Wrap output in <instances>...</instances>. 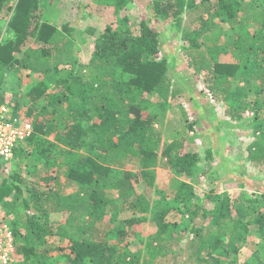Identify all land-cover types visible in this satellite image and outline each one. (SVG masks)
<instances>
[{
    "label": "trees",
    "instance_id": "1",
    "mask_svg": "<svg viewBox=\"0 0 264 264\" xmlns=\"http://www.w3.org/2000/svg\"><path fill=\"white\" fill-rule=\"evenodd\" d=\"M136 1H93L113 9L116 24H108L96 38L85 62L77 52L74 27L65 23L60 29L39 19L40 0H0V16L5 9L10 14L0 18V105L7 103L6 83L19 73L43 76L10 105L14 114L26 109L34 126L33 135L14 150L17 170L8 173L6 162H0V208L10 214L16 243L12 264H119L117 247L106 238L110 231L102 236L96 224L115 221L111 232L124 239L129 227L148 214L157 226L151 257L170 260L164 264H264V192L238 198L210 187L202 199L198 194L199 151L187 150L184 141L195 140L201 120L188 124L192 135H177L160 148L162 119L183 89L171 74L174 56L163 54L161 29L146 19L135 26L126 13ZM151 3L160 20L181 25L188 14L198 22L183 38L188 65L195 74L205 73L203 92L226 105L231 121L249 116L255 138L247 159L264 169V0ZM235 29L233 37L220 41ZM62 66L69 67L67 75ZM32 156L47 169L39 182L23 175L35 162ZM132 161L139 171L126 169ZM157 166L188 179L180 182L173 200L152 209L135 184L146 180L152 185L151 169ZM61 176L77 187L67 192ZM110 188H117L121 202L108 195ZM125 209L140 216L119 218ZM172 210L181 213V221L167 220ZM251 233L258 236V247L241 263ZM60 237H67L66 246H48L50 238ZM56 248L61 253L53 257L48 251ZM128 256L123 255L122 264L139 261L131 254L127 262Z\"/></svg>",
    "mask_w": 264,
    "mask_h": 264
},
{
    "label": "rangeland",
    "instance_id": "2",
    "mask_svg": "<svg viewBox=\"0 0 264 264\" xmlns=\"http://www.w3.org/2000/svg\"><path fill=\"white\" fill-rule=\"evenodd\" d=\"M40 1V20L53 22L60 29L65 23H69L74 27V35L77 37V52L85 62L91 57L96 38L104 32L108 24L111 22H113V25L116 24L113 9L97 5L93 3L94 0ZM87 3L91 5L93 3V6H86ZM126 13H128L134 25L146 19L151 25L158 26L161 29L163 54L169 55V58L174 56V70L171 71V74L174 75V80L178 81L179 87L183 89V92L172 100L171 107L165 112L162 119L160 129L163 131V143L160 148L163 147L164 141L171 142L177 138V135L183 136L187 131L190 135L194 133L195 140L193 142L185 140L184 147L189 151H199L200 171L198 174L200 175L198 177L199 183L196 185L201 199L210 193L211 188H216L217 194L226 195L225 193H228L238 198L261 195L264 192V169L247 159L248 147L255 138L252 121L249 120L248 115H246L248 118L245 116L242 120H238L239 122H236L237 120L231 121L229 116L225 114L226 105L203 92L205 73L195 74V70L188 65L189 56L186 50L188 46L183 38L186 32L198 27V22H194V17L188 14L183 15L181 25L174 24L172 20H160L154 15L151 0H137L130 3ZM9 15V11L5 9L0 18L7 19L6 17H9ZM235 32H237V29L228 30L227 34H222L220 41L223 43L225 39L233 37ZM31 40L29 39L28 42ZM69 71V67L62 66L63 75H67ZM42 79L43 76L40 74L31 75L25 71L19 73L15 80L6 83L4 95L7 103L9 102L11 106L15 105L19 95L21 97L26 96L31 86ZM21 111L26 112L27 110L21 109ZM196 118H199L202 123L198 124L196 130L192 133L188 124ZM223 120H229L235 126H229ZM209 151H211V159H209ZM14 158L13 155L5 161L8 173L17 170L18 162ZM32 160H35V162L31 161L29 173L25 171L23 175L27 176L29 174L27 176L29 179L39 182L46 174L47 169L36 157L32 156ZM126 169L136 172L140 170V165L132 161ZM151 171L155 174L154 183L150 185L146 180H143L135 184V191L145 193L151 201L152 209H156L163 201L173 200L180 182L188 178L177 176L171 169L163 166L152 168ZM60 174L62 175V172ZM2 180L3 175L0 172V183ZM60 182L67 192H71L77 187L75 181L63 176H61ZM108 195L119 202L123 199L117 188L108 189ZM118 213H120L119 218L121 219L133 217V215L140 216L139 213L127 209ZM146 217L147 219L139 225L129 227V234L124 239L111 232L113 224H116L115 221L110 222L103 219V221L96 224L97 231L102 233V236H105L106 231H110L106 238L117 247L116 259L119 264L124 262L122 258L126 252H129L130 255L127 257V262L132 261L131 254L139 257V261L137 259L135 264H150L152 262L164 264L170 262V260L161 257H151V243L156 235L157 226L151 214ZM182 218L181 213L176 210H172L167 215V220L171 222L181 221ZM9 221L10 214H8V210L0 208V222L9 224ZM53 240V238H50L48 246L62 247L68 243L67 237H60L61 242ZM258 243V236L255 233L249 234L246 246L240 255L241 263L253 256ZM48 253L53 257H58L61 250L56 248L49 250ZM180 254L179 261L184 258V254ZM57 263L64 264V262Z\"/></svg>",
    "mask_w": 264,
    "mask_h": 264
},
{
    "label": "built area",
    "instance_id": "3",
    "mask_svg": "<svg viewBox=\"0 0 264 264\" xmlns=\"http://www.w3.org/2000/svg\"><path fill=\"white\" fill-rule=\"evenodd\" d=\"M34 133L33 123L24 113L14 114L8 104L0 105V160L13 156L15 148ZM16 260V243L7 223L0 222V264H12Z\"/></svg>",
    "mask_w": 264,
    "mask_h": 264
},
{
    "label": "clouds",
    "instance_id": "4",
    "mask_svg": "<svg viewBox=\"0 0 264 264\" xmlns=\"http://www.w3.org/2000/svg\"><path fill=\"white\" fill-rule=\"evenodd\" d=\"M23 113H24V112H23ZM24 114L26 115V113H24ZM26 117L28 118V116H27V115H26ZM28 119H29V118H28ZM32 135H33V134H32ZM29 138H30V137H29ZM24 142H25V141H24ZM22 143H23V142H22ZM16 148H17V147H16ZM13 155H14V153H13ZM15 261H16V260H15ZM15 261H14V262H15Z\"/></svg>",
    "mask_w": 264,
    "mask_h": 264
}]
</instances>
